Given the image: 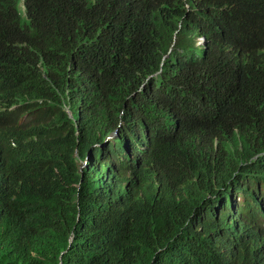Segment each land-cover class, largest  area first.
<instances>
[{
	"label": "trees",
	"instance_id": "trees-1",
	"mask_svg": "<svg viewBox=\"0 0 264 264\" xmlns=\"http://www.w3.org/2000/svg\"><path fill=\"white\" fill-rule=\"evenodd\" d=\"M0 264H264V0H0Z\"/></svg>",
	"mask_w": 264,
	"mask_h": 264
},
{
	"label": "rangeland",
	"instance_id": "rangeland-1",
	"mask_svg": "<svg viewBox=\"0 0 264 264\" xmlns=\"http://www.w3.org/2000/svg\"><path fill=\"white\" fill-rule=\"evenodd\" d=\"M112 133H113V136H112V137H115V135H117L115 131L112 132ZM83 164H85V162H84ZM83 166H85V165H83ZM83 166H82V167H83ZM235 202H236L237 204H241V203L243 202V198H242V197H238V198L235 200Z\"/></svg>",
	"mask_w": 264,
	"mask_h": 264
}]
</instances>
